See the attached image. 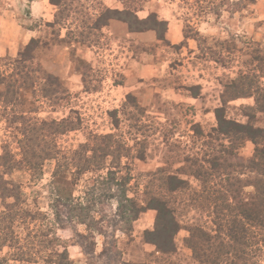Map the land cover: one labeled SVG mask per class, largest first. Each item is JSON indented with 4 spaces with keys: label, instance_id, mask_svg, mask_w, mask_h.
Returning a JSON list of instances; mask_svg holds the SVG:
<instances>
[{
    "label": "trees",
    "instance_id": "1",
    "mask_svg": "<svg viewBox=\"0 0 264 264\" xmlns=\"http://www.w3.org/2000/svg\"><path fill=\"white\" fill-rule=\"evenodd\" d=\"M95 1L50 0L56 12L54 19L46 25L54 30V37L34 36L20 48L16 57L0 59L3 62L0 65V122L4 130L0 153V252L5 247L13 249L15 252L10 258L23 264H75L69 247L81 245L85 250L86 243H69L57 235L53 224L58 229L67 227L65 221L76 226L85 225L87 232L76 230L77 236L85 239L89 238L88 232L91 237L95 231L103 232L95 219L94 204L99 189L117 204L115 213L119 221L115 227L121 224L117 229L130 232L133 222L141 214L149 209L156 211L153 228L145 231L146 242L156 246L155 253L171 255L177 252L176 236L184 228L189 232L185 243L201 264H264V126L258 125L259 117L264 116V83L260 80L262 75L255 69L241 68L236 77L224 84L221 104L215 109L217 125L208 133L203 131L200 123L193 127V140L199 151L184 155L183 166L174 172H167L163 167L151 172L149 175L153 179L144 188L139 187V193L144 197L142 201L129 194L134 177L129 162L123 163V158L133 156L130 144L114 132L94 135L80 144L79 149L65 152L60 149V137L81 128L82 118L75 110L63 118L41 116L43 103L57 105L67 101L70 92L58 75L45 69L39 52L62 42L95 46L94 36L103 32L113 20L124 22L129 32L154 31L159 40H167V19L157 12L146 17L139 15L150 0H117L122 3V8L107 6L103 1L95 8ZM196 34L201 38L198 30ZM199 94L200 90H196L193 96ZM249 97L255 102L244 106L249 109L243 113L246 121L228 116L231 101ZM129 98L135 102L134 96L129 95ZM134 106L144 111L137 102ZM128 108L125 103L126 112ZM113 113V124L118 128V110ZM176 132L178 130L174 134ZM169 140L170 137H166L165 142ZM248 140L255 144V154L247 162L239 155V149ZM175 154L179 156L180 152ZM148 156L145 147L133 157L146 161ZM110 157L113 160L109 163ZM52 160L56 162V168L52 172L50 193L58 205L53 204L55 208L49 205L54 212V220L50 222L48 212L32 205L27 186L17 174L27 172L33 179L41 178L46 163ZM229 168L230 172H237L229 181L236 179L234 185L239 188L240 195L244 188H254L236 203L225 196L226 189L215 187L223 174H231ZM89 173L95 183L85 191L84 199L74 197V192L66 187L77 186L82 176ZM191 178L197 182L196 187ZM187 192L192 194L196 204L202 202L208 208L216 209L213 227L181 220V205L176 199L180 195L184 199ZM60 205L67 209L64 216L58 210ZM32 226L39 231L35 241L27 240ZM21 228L28 229L26 237ZM90 245L92 252H96L97 242L91 241ZM8 260L6 255H0V264H6ZM131 262L124 264H144Z\"/></svg>",
    "mask_w": 264,
    "mask_h": 264
},
{
    "label": "rangeland",
    "instance_id": "2",
    "mask_svg": "<svg viewBox=\"0 0 264 264\" xmlns=\"http://www.w3.org/2000/svg\"><path fill=\"white\" fill-rule=\"evenodd\" d=\"M100 1L110 7H123L117 0H96L95 8L99 7ZM5 6V0H0L1 9ZM151 12H157L169 21L167 40H159L154 31L129 32L124 22L113 20L103 32L94 36L97 40L95 46L62 42L39 52L45 69L58 75L70 92L67 101L57 105L43 103L41 116L63 118L75 110L82 118L81 128L67 132L58 140L62 152L79 149L80 144L94 135L110 132L128 141L133 156L146 147L149 153L146 161L133 156L123 158V163L129 162L134 177L129 194L140 201L144 197L139 193V187L144 188L153 179L149 175L151 172L160 167L174 172L183 166L184 155L199 151L193 140V127L200 123L203 131L208 133L217 125L215 109L221 104L224 84L236 77L239 69H255L258 75H262L260 80L264 83V0H150L139 15L146 17ZM46 23L40 18L33 21L34 28H38L37 36L54 37V30ZM197 30L201 38L196 34ZM23 45L18 47L17 54ZM17 54H2L0 59L16 57ZM0 65H3L1 60ZM196 90H200V94L194 97ZM129 95L134 96L135 102ZM31 97L28 96L29 99ZM136 102L145 113L134 106ZM254 102L253 97L231 101L228 116L246 121L243 113L249 109L244 106ZM125 103L129 107L128 112L124 109ZM115 110H118V128L113 124ZM259 118L258 125L264 126V116ZM2 124L0 122V153L4 133ZM175 130L178 132L174 134ZM166 137H170L168 145ZM239 150V155L248 162L255 154V144L248 140ZM176 151L180 152L179 156ZM111 160L113 157L108 162ZM55 168L56 162L52 160L46 163L41 178L33 179L27 172L17 174L27 186L32 205L48 212L50 222L54 220L51 209L58 205L50 193ZM230 169L231 174H223L215 187L217 190L226 189L225 196L236 203L242 196L246 198L254 188H244L243 195H240L239 188L234 185L236 179L230 180L232 185L229 181L237 172H230ZM90 175L82 176L77 186L69 185L66 189L74 192V197L84 199L85 191L95 183ZM191 182L197 186L193 178ZM106 195L97 189L95 219L103 232L95 231L94 237L89 232L88 239L77 236V229L87 232L85 225L76 226L65 221L67 227L58 229L53 224L57 235L69 243H86L85 250L81 245L73 244L77 247L72 251L75 264H124L127 261L201 264L194 259L193 251L185 243L189 232L184 228L176 236L177 252L171 255L155 253L156 246L145 240V231L153 228L155 223L156 211L153 209L141 214L133 222L130 232L117 229L121 225L115 227L119 221L115 213L117 204ZM176 203L181 205L179 215L182 221L208 225L209 228L214 226L212 220L217 216L216 209L208 208L202 202L196 204L192 194L187 192L184 199L182 195L178 196ZM58 210L63 216L67 212L63 205ZM25 229L21 228L23 237L28 231ZM31 229L33 231L30 230L32 233L27 240L35 241L39 231L35 226ZM94 240L97 242L96 252H92L90 245ZM14 252L5 247L0 255L9 258L6 264H23L10 258Z\"/></svg>",
    "mask_w": 264,
    "mask_h": 264
},
{
    "label": "crops",
    "instance_id": "3",
    "mask_svg": "<svg viewBox=\"0 0 264 264\" xmlns=\"http://www.w3.org/2000/svg\"><path fill=\"white\" fill-rule=\"evenodd\" d=\"M5 2L6 6L2 9L0 7V55H14L17 54L20 45L28 43L32 37L37 36L38 28L32 25L34 20L40 18L48 22L54 19V5L50 0H5ZM29 25L33 27H28ZM85 58L87 57L84 55ZM76 248L74 245L69 247L71 256Z\"/></svg>",
    "mask_w": 264,
    "mask_h": 264
}]
</instances>
